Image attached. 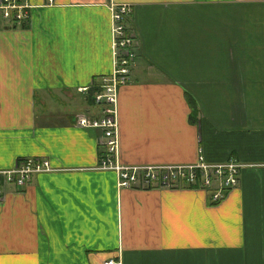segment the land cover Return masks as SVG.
Returning a JSON list of instances; mask_svg holds the SVG:
<instances>
[{
	"label": "crops",
	"instance_id": "obj_1",
	"mask_svg": "<svg viewBox=\"0 0 264 264\" xmlns=\"http://www.w3.org/2000/svg\"><path fill=\"white\" fill-rule=\"evenodd\" d=\"M27 1V24L0 26V169H50L0 187V264H264V0ZM120 4L135 57L118 162L243 164L220 198L215 183L119 187L93 168L98 130L74 117L98 116Z\"/></svg>",
	"mask_w": 264,
	"mask_h": 264
},
{
	"label": "built area",
	"instance_id": "obj_2",
	"mask_svg": "<svg viewBox=\"0 0 264 264\" xmlns=\"http://www.w3.org/2000/svg\"><path fill=\"white\" fill-rule=\"evenodd\" d=\"M51 0H44L47 4ZM35 5L27 0H0V26L20 27L29 21V11ZM129 8L125 4L113 6L110 32L113 63L109 73L101 75L91 94L92 103L98 108L97 117L76 114L74 125L98 130L99 154L94 169L112 170L119 187H179L198 182L200 187L214 185L217 199L221 189L232 188L237 181L238 170L243 164L234 161L205 162L200 155L190 164L126 165L119 163L118 133L116 121L117 88L128 81L130 66L135 57L131 34L125 30V18ZM50 169L47 160L23 158L10 169H0V187L8 184L21 186L35 173ZM228 193V192H227ZM220 198V197H219ZM117 259L108 257L100 264H117Z\"/></svg>",
	"mask_w": 264,
	"mask_h": 264
},
{
	"label": "bare ground",
	"instance_id": "obj_3",
	"mask_svg": "<svg viewBox=\"0 0 264 264\" xmlns=\"http://www.w3.org/2000/svg\"><path fill=\"white\" fill-rule=\"evenodd\" d=\"M202 159H203V157H202ZM204 160V159H203ZM205 161V160H204ZM227 161V160H226ZM198 183V182H197ZM210 186V185H209ZM199 188H200V186H199ZM211 190V189H210ZM230 191V190H229ZM211 192H212V190H211ZM222 193V192H221ZM208 195V194H207ZM226 197V196H225ZM211 199V198H210ZM212 200V199H211ZM220 202V201H219ZM215 203V202H214Z\"/></svg>",
	"mask_w": 264,
	"mask_h": 264
}]
</instances>
